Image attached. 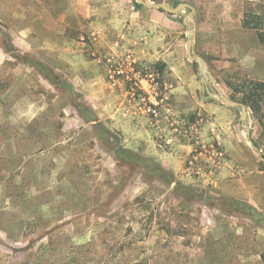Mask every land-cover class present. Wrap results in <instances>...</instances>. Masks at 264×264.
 <instances>
[{"label": "rangeland", "instance_id": "rangeland-1", "mask_svg": "<svg viewBox=\"0 0 264 264\" xmlns=\"http://www.w3.org/2000/svg\"><path fill=\"white\" fill-rule=\"evenodd\" d=\"M147 1L196 7L193 52L226 96L241 101L250 80L264 81V0ZM137 2L0 0V264H264V208L252 216L223 206L216 182L229 155L215 114L175 106L180 85L190 105L220 102L188 58L189 9ZM254 15L260 29L243 24ZM76 102L97 117L87 122ZM234 108L253 184H264V103L249 108L247 126ZM118 143L173 181L118 160Z\"/></svg>", "mask_w": 264, "mask_h": 264}, {"label": "crops", "instance_id": "crops-1", "mask_svg": "<svg viewBox=\"0 0 264 264\" xmlns=\"http://www.w3.org/2000/svg\"><path fill=\"white\" fill-rule=\"evenodd\" d=\"M193 84L192 82L191 85ZM185 89L186 86L182 85L175 89V106L179 111L187 112L199 105L200 108L215 114L213 118L217 125V136L229 155V159L220 171L216 182L223 193V197L243 201L261 211L264 208V195L254 196L253 190L257 189L258 192H264V184H253L252 150L240 134L238 116L234 106L229 108L230 105L223 104L221 101L190 105V100H187L186 95L181 94ZM169 163L171 168L176 167L174 162ZM179 167L182 168V164ZM178 169L180 170V168Z\"/></svg>", "mask_w": 264, "mask_h": 264}, {"label": "trees", "instance_id": "trees-1", "mask_svg": "<svg viewBox=\"0 0 264 264\" xmlns=\"http://www.w3.org/2000/svg\"><path fill=\"white\" fill-rule=\"evenodd\" d=\"M179 3V2H178ZM137 7H142V4L139 2L136 3ZM162 11V10H160ZM245 27H252L256 29H260L263 25V21L261 16L254 15L252 18L245 17L243 22ZM24 61H27V63H30L36 70L39 71V73L46 78L49 82L63 87L68 92H73L75 90L74 86L68 82V80L63 77L61 74H59L52 66L49 64L41 61V60H28L24 56ZM249 84L251 85L250 90H241L243 93V97L241 99L242 102H244L248 108H251V110L254 113H259L261 111V105L264 103V81L259 80H250ZM76 105L79 109V112L81 116L87 121H91V116L97 117L95 114V111L86 103L84 102H76ZM104 129V132L107 130V128L104 126V124H99L97 126V131L99 134V137L103 139L106 134L102 135V132H100V129ZM110 130H108L109 132ZM256 143V142H255ZM116 157L118 160L125 161L124 159L130 158L132 162H138L141 163L145 171L147 173L151 172L153 174H157V176L160 179H166L170 178V181L172 180L170 175L167 174L161 166L157 165L156 162H154L151 158L148 157H141L137 154L133 153L126 147H124L121 143L116 144ZM127 156V158H125ZM173 181V180H172ZM178 184V182H177ZM187 190L193 191L190 186H184ZM223 206H236L238 210H241L242 213L245 215H260V212L253 207L252 205H249L243 201L236 200V199H228L223 198ZM226 209V208H225ZM224 210V209H223ZM225 211V210H224ZM228 212V211H227ZM230 213V212H229Z\"/></svg>", "mask_w": 264, "mask_h": 264}, {"label": "water", "instance_id": "water-1", "mask_svg": "<svg viewBox=\"0 0 264 264\" xmlns=\"http://www.w3.org/2000/svg\"><path fill=\"white\" fill-rule=\"evenodd\" d=\"M140 4L145 6L149 9H158L162 10L169 14H179L180 12L185 11L186 9H189V12H187L182 22L186 27V35H187V55L190 61L197 63L198 65V74L201 78V80L204 82L208 94L212 97L217 98L219 101H221L224 104L231 105L237 108H240L241 110V119L244 126L248 125V119H249V108L248 106L239 100H233L225 95L223 92L221 86L217 82L215 76L213 75L212 71L208 67L206 61L204 58L200 55H197L193 52V42L195 40L196 36V30L194 25L191 22V17L196 12V7L189 3V2H179L176 6H172L164 1L160 2H148L147 0H137ZM248 136L250 138V142L253 145V147L258 150L259 153H261L260 148L257 146L255 141L252 139V132L250 128H247ZM261 158L264 159V156L261 155Z\"/></svg>", "mask_w": 264, "mask_h": 264}, {"label": "built area", "instance_id": "built-area-1", "mask_svg": "<svg viewBox=\"0 0 264 264\" xmlns=\"http://www.w3.org/2000/svg\"><path fill=\"white\" fill-rule=\"evenodd\" d=\"M118 73H122V70H118Z\"/></svg>", "mask_w": 264, "mask_h": 264}]
</instances>
